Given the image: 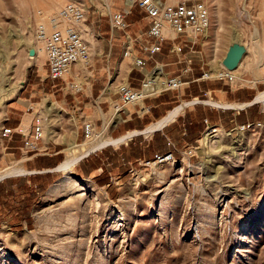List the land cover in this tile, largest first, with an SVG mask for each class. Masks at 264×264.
Wrapping results in <instances>:
<instances>
[{
	"label": "rangeland",
	"instance_id": "obj_1",
	"mask_svg": "<svg viewBox=\"0 0 264 264\" xmlns=\"http://www.w3.org/2000/svg\"><path fill=\"white\" fill-rule=\"evenodd\" d=\"M134 1L0 0V102L8 96L0 105V129L17 124L31 107L29 113L40 109L44 132L71 136L73 120L82 112L77 114L72 108L69 97L75 91L66 86L72 83L68 77H74L78 87L88 85L92 78L98 88L105 87L106 67L115 68L121 61L123 42L121 33L111 37L109 18ZM184 1L201 2L208 10L210 27L199 38L197 54L192 57L193 64L198 62L208 78L186 88L183 85L174 92L180 98L173 101L188 103L198 96L202 102H219L216 106L211 102L198 105L195 111L189 106L182 112L186 119L192 114L194 120L205 110L208 115L212 112L215 130L205 129L191 141L190 134L182 135L174 128L171 149L162 138L154 137L150 154L143 149L145 160L129 165L123 178L117 167L126 147L101 143L119 139L124 131H142L148 120L134 118L141 107L123 110L113 137L110 130L118 125L111 120L114 110L101 114L86 110L79 123L82 126L91 118L92 136L83 138L79 129L74 142L103 147L89 154V164L84 165L87 169L83 165L73 168L70 179L54 195H49L50 189L65 176L59 171L34 174L26 168L30 155L7 156L8 151H3L6 144L0 141V179L12 176L0 183V264H264V126L234 129L247 120L264 118V102L255 100L257 104L248 106L264 93V0H162L167 5ZM68 4L86 13L92 57L89 65L80 62L81 70L74 66L65 82L52 83L47 78L44 55L35 44L34 30L44 16ZM127 23L130 35L147 28L137 7ZM233 41L240 47L236 65L229 67L223 60ZM220 73L223 78L218 79ZM109 97L117 99L114 88ZM45 100L55 105L51 113L45 111ZM232 104L247 106L228 108ZM128 114H132L131 121L121 124ZM98 116L100 119H95ZM230 120L237 124H230ZM151 137L131 139L138 142ZM48 146L62 151L56 169L68 146ZM136 147L140 151L139 145ZM138 150H130L129 155ZM100 152H107L102 163L112 161L108 166L112 168L110 187L99 185L94 174H89L101 163L93 157ZM169 153L173 159L157 164L155 156ZM19 167L26 173L15 176L16 171L22 172Z\"/></svg>",
	"mask_w": 264,
	"mask_h": 264
},
{
	"label": "built area",
	"instance_id": "obj_2",
	"mask_svg": "<svg viewBox=\"0 0 264 264\" xmlns=\"http://www.w3.org/2000/svg\"><path fill=\"white\" fill-rule=\"evenodd\" d=\"M137 7L143 13V19L147 22L145 30H139L130 35V25L127 18L131 11ZM86 13L74 4H68L60 10L43 17L34 30V41L44 55V65L47 70V78L51 81H66L76 63L90 64L91 50L87 39L85 24ZM210 27V20L206 6L201 2L184 1L175 5H167L162 0H135L128 9L117 10L109 18L111 36L120 32L123 35L122 57L129 59L135 69L143 70L146 64L153 60L155 55L162 51V46L168 42V52L178 61H182L191 71L192 57L197 54L195 45L204 32ZM187 49V52H184ZM158 64H154L150 75L151 80L146 79L139 89L131 88L123 83L117 90L118 103L114 109L119 112L125 106H132L141 102L148 96L159 92H174L181 90L183 83L180 77L156 78L160 71ZM154 76V77H153ZM72 83L67 84L71 90L78 93L80 87L75 86V79L68 77ZM206 79L207 74L201 76ZM220 77L218 79H221ZM206 130H215L214 126L207 124ZM264 126V118L260 122L235 125V130H248L252 127ZM93 125L86 121L82 125L83 138L92 136ZM19 132L23 138L21 152L27 155L37 151L38 143L43 138V125L40 118L35 119L32 132L26 133L22 129L2 126L0 129V141H10L14 134ZM191 151H188L190 153ZM159 161L173 159L172 153L164 157L155 156Z\"/></svg>",
	"mask_w": 264,
	"mask_h": 264
},
{
	"label": "crops",
	"instance_id": "obj_3",
	"mask_svg": "<svg viewBox=\"0 0 264 264\" xmlns=\"http://www.w3.org/2000/svg\"><path fill=\"white\" fill-rule=\"evenodd\" d=\"M128 8V7H127ZM109 27V25H108ZM110 31V29H109ZM90 33V32H89ZM120 33V32H117ZM117 33H114L111 37H115L118 36ZM92 35V34H91ZM169 43L165 42L162 46V51L155 55V57L153 58V60L149 61L145 68L143 70H138L135 69L132 65L131 60L129 59H124L123 57H121V61H117L115 65V68L110 69L109 66L106 67V72H107V76H106V83H105V87H103V89L101 90L100 88H98L99 86H97V82L94 78H92L88 85L86 84H81L80 86V90L78 93H75L73 95H71L69 98L73 101L72 103L74 104L72 108H75L77 111H74L78 114V111H81L82 113L79 115V117H75L74 118V122L72 123V135L66 138H63L62 136H50V134L52 133H48L47 131L44 132V127H43V138L42 140L38 143V149L37 151L34 152H30L27 155H30V157L25 161L26 165H29L28 167H26L27 169L33 171V173L35 174H46V173H54L55 171L58 172V167L64 162H62L56 169L55 166L58 164V159L60 158V155L62 153L61 150H57L56 147H52L53 149L51 150V148H49V144L51 143V145L56 146L60 143L65 144L66 146H68L70 143L74 142L76 139V131H79V129H82V126H80V116L84 115V111H88L89 109L92 110V114L95 112L99 114H101L103 112V110H114L113 112V119L111 117V120L115 123H117L118 125H115L112 127V129L110 130V137H113V133L118 129L119 125H120V120H116L115 117L116 116H121V114H124V111L126 109L127 106L121 108V110L119 112H117V110L114 109L115 104L118 103V94H117V90L119 88V86L123 83H127L130 85L131 88L134 89H139L141 86V83L148 78H152V76L150 75L151 71L153 70V66L154 64H158V66L161 68L160 71L158 73H156L155 77H162V78H173V77H180L184 87H188L189 83H193V82H205V80H203L201 78L202 76V72H201V67H199L198 62H194V65L191 68L190 74H187L186 70L188 69L186 67V64L182 61H178L174 56H172L171 54H169L168 52V48H169ZM184 52H187V49H184ZM109 63V62H108ZM75 66L78 67L79 70H81V66L80 63H77ZM110 70H112V74H110ZM118 71V73L115 74V72ZM123 71V73H122ZM76 75H78V71L76 70V72H74ZM194 73H200L197 75H195ZM115 76V77H114ZM189 76L191 77V79H189ZM197 76V77H196ZM218 76V75H217ZM76 77V76H75ZM114 77V78H113ZM154 77V76H153ZM196 77V78H195ZM72 79H75L74 77L71 76ZM77 79V77H76ZM191 81H189V80ZM52 83L54 82H58V81H51ZM114 88L115 91V95H117V99L115 101L112 100L110 96L111 94V89ZM174 92H178V91H174ZM174 92L170 91V92H159L156 94H153L151 96L146 97L145 99H143L141 102L134 104L138 105L139 107H141V112L139 115L134 116L135 119L138 120H142L143 118H145L146 120H148V123H146V125H144V129L142 131H124L126 132L124 135H120L118 138L119 139H115V140H121L120 143H118L119 145H124L123 148L124 149V156L123 158L120 159V162L118 163V167L120 168V170L122 171V175L123 178H125L127 176V172L129 171V165L131 166V164L134 161H139V160H145V155L142 153L141 151L143 149H147V153L150 154L148 152L149 147L151 146V141L154 140V137H160L162 138V140L164 141V143L167 145V147H169L171 149V147H173V143L170 142V137L172 134V130L174 128H178L179 132L182 135H191V141L196 140L198 138V136L201 134V132L203 130H205L206 128V122L207 124H210L211 126H217L215 124L212 123V112L208 115L206 110L204 112H201L202 115H200L199 120H194V118H192V114H189L188 119H186L185 117V113L182 114V112H185L186 109L190 107H193V109L191 111H195V107L196 106H206L205 104H211L212 105H218L219 102H215L213 100H210V102H202L199 100L198 96H193L191 97V101H189L188 103H185L183 101H180V99L176 101H173V98H180L179 95H174ZM256 99H253L252 102L248 103V106L251 105H255L257 104L255 102ZM178 102H181V106L177 107V106H173V104H177ZM234 106H239L241 108L247 106V105H237V104H232ZM232 105H229L228 108L231 109H235L232 107ZM30 106H32L30 104ZM133 106V105H132ZM148 106V108L146 107ZM172 106V107H171ZM208 106V105H207ZM177 107V108H176ZM143 108L145 109L143 111ZM176 108V109H174ZM226 108V109H228ZM239 108V109H241ZM29 109L27 108V112L28 114H24L19 118V122L17 124H10V125H6L5 127H9V128H16V129H22L23 131H25L26 133L28 132H32L33 127H34V121L37 118H40L41 115V111L39 110H35L32 113H29ZM177 109H179L178 113L175 115V117H173L170 121L165 122L162 124L163 120L165 118H167L169 115H171L172 113H174ZM190 111V110H188ZM211 111V110H209ZM192 113V112H189ZM90 115V114H88ZM131 116L132 114H128V116H126V119H122L121 120V124H128L131 121ZM165 116V117H164ZM209 116V118H208ZM122 117V116H121ZM95 119H100L99 116L98 118ZM208 119L210 120V122H208ZM110 120V121H111ZM263 120V117L260 119H253V120H247L241 124H245V123H253V122H260ZM9 121V119H8ZM86 121H89L92 123V119H88ZM84 121V122H86ZM161 123V126L155 128L152 132H149L147 135H145L146 137H148L149 135L152 136L150 140L146 141L145 138L139 140L138 142H135L134 140H132L131 138L133 137H137V136H144V134H142L143 132H146L145 130H147L151 125H153L154 123ZM230 124H237L235 120H230L229 121ZM44 123V120L42 121V125ZM93 124V123H92ZM197 124V125H196ZM225 124V123H224ZM222 126V123L220 124ZM135 128V127H134ZM139 128V127H138ZM217 130H219V128H216ZM126 130V129H125ZM127 130H133V129H127ZM123 136V137H122ZM128 136V137H127ZM54 137V140H52V142H50L49 140ZM121 137V138H120ZM113 139V138H111ZM132 140V141H131ZM124 141H126L124 143ZM130 141V143H129ZM75 143V142H74ZM128 143V144H127ZM6 146L4 147L3 151H8L6 152L7 156H15L19 153H21V149H22V145H23V138L21 136V134H19V132H17L16 134L13 135L12 139L10 141H5ZM16 144H18V147L16 146ZM139 145V149L138 148H134L135 146ZM104 149V148H103ZM67 150V149H66ZM65 150V151H66ZM102 149H100L101 151ZM130 150H132V153L134 150H138L139 153H135V155L131 156L129 155ZM153 152V151H152ZM93 153V152H92ZM107 152H100V154H96L94 155V160L98 159L99 162H101L99 165L92 167L91 171L89 174H91V172L94 174V179L98 182L99 185L101 186H106V187H110L111 185V176H110V171L112 170V168H108V166H110V164H112V161L106 162L105 164L102 163V158H105V154ZM22 154V153H21ZM91 154V153H90ZM142 158V159H141ZM65 160V158H64ZM89 160L90 157L89 155H87L86 157H84L83 159H81V161H79V163L74 166L73 168L76 169L77 167H80L81 165H88L89 164ZM92 161V158H91ZM54 168V169H52ZM72 168V169H73ZM86 167H84L85 169ZM17 169H21L22 172L18 173L17 175H21V174H25L26 171L19 167ZM87 169V168H86ZM41 170V172H40ZM32 173H28V175H31ZM15 175V176H17ZM105 175H107L109 178H107ZM121 175V176H122ZM104 176L106 177L104 179ZM12 176H7V177H3L0 179V183H2L5 179H9Z\"/></svg>",
	"mask_w": 264,
	"mask_h": 264
},
{
	"label": "bare ground",
	"instance_id": "obj_4",
	"mask_svg": "<svg viewBox=\"0 0 264 264\" xmlns=\"http://www.w3.org/2000/svg\"><path fill=\"white\" fill-rule=\"evenodd\" d=\"M126 2H127V4H129L132 0H125ZM106 7V6H105ZM209 15V14H208ZM85 30H86V32H87V35L88 34H90L89 33V29H87V27H86V24H85ZM207 31V30H206ZM205 31V32H206ZM204 32V34H206ZM203 34V35H204ZM235 38H233L232 37V39L231 40H234ZM238 42V41H237ZM239 43V42H238ZM236 44V41L234 42H232V45H231V50H230V52L228 53V56L226 57V58H224V60H223V62H224V64H226V65H228L229 67H234L236 64H235V61H237L236 60V53H237V50H239V48L238 47H240V45L239 44ZM222 45V44H221ZM77 64V63H76ZM75 64V65H76ZM74 65V66H75ZM74 68V67H73ZM73 68H72V71H71V73H70V75H72L73 74ZM223 76V74H219L218 75V77H222ZM208 77V76H207ZM149 80H151V78H148L147 79V81H149ZM13 93H15L14 91H13ZM7 97L8 96H6L5 97V99H3L2 100V102H0V105L1 104H3L4 102H6L7 101ZM258 101H262V102H264V93L263 94H260L257 98H256V102H258ZM43 104H44V107H45V111H47V112H52V111H54L55 110V105H54V103H49L48 101H44L43 102ZM215 106V105H214ZM232 107L233 108H235V109H239V108H241V107H239V106H234V105H232ZM2 109V108H1ZM178 111H179V109H177L174 113H172L171 115H169L167 118H165L164 120H163V122H162V124L163 123H165V122H168V121H170L173 117H175V115L178 113ZM112 119H113V117H112ZM115 119L116 120H120V118H119V116H116L115 117ZM159 126H161V123L159 122V123H154L153 125H151L147 130H145L146 132H143L142 134H144V135H147L149 132H152L155 128H157V127H159ZM207 131V130H206ZM128 137V136H127ZM98 140V139H97ZM103 140V139H102ZM106 140V139H105ZM104 141V140H103ZM101 142V141H100ZM121 142V140H115V139H108V140H106L105 142H103V143H101V144H106V145H117L118 143H120ZM86 143V142H85ZM85 143H83L82 145H76L74 142H72L69 146H68V149L66 150V156H65V160H64V162L57 168L58 169V171L59 172H61V174L62 175H64L65 176V178L62 180V182H59V183H57L54 187H52L51 189H50V191H49V195H54V194H56V192L58 191V189L63 185V183L66 181V180H69L70 178H69V176H68V174L70 173V171L72 170V168L74 167V166H76L78 163H79V161H81V159H83L84 157H86L87 155H89L90 153H92L93 151H95V149L96 148H98V146L99 147H103V146H100V145H95L94 143V146H91V147H88V145H89V143L87 144V146H86V144ZM90 143H92V142H90ZM90 146V145H89ZM159 162H164V161H159ZM157 164H158V162H157ZM156 164V165H157ZM15 171V170H14ZM13 171V172H14ZM17 172V174H18V171H16ZM16 173L14 174V175H17ZM69 178V179H68ZM67 184V183H66Z\"/></svg>",
	"mask_w": 264,
	"mask_h": 264
}]
</instances>
